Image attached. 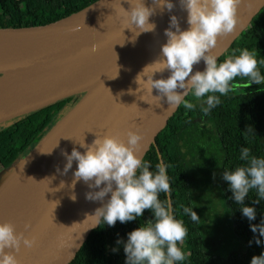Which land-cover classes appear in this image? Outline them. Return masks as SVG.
<instances>
[{
  "label": "water",
  "instance_id": "1",
  "mask_svg": "<svg viewBox=\"0 0 264 264\" xmlns=\"http://www.w3.org/2000/svg\"><path fill=\"white\" fill-rule=\"evenodd\" d=\"M171 2L175 5L171 12L167 9L161 12L157 7L156 14L150 17V22L156 24L155 31L141 33L135 41L131 39L134 33L130 29L123 30L121 18L117 17L114 10L119 3L128 10L130 5L126 0H97L78 12L42 26L0 29V36L4 41L14 39L24 45L16 47L15 51L0 52V81L14 76H25L31 80L29 86L12 93L0 90V124L66 97L82 94L76 104L12 169L47 142L54 130L70 115L84 109L79 120L68 128V132L57 141L58 145L51 151L55 153L54 161L42 180L52 176L55 179L49 185L46 180H41L20 202L0 217V223L13 222L17 232L24 231V225L30 224L31 228L25 235L36 237V245L32 249L22 246L17 253L19 264H71L90 232L97 226L93 227L94 219L87 217L110 199L111 194L104 201L87 200V192L99 189L88 188L82 180L77 182L74 189L70 187L77 163L73 162L72 169L66 175L57 172V167L62 172L67 162L61 154L62 150L71 154L73 147H76L83 153L85 149L74 142L84 138L85 143L91 144L96 135H118L126 142L127 132L138 128L143 136L140 142V154L143 157L175 112L176 109L167 110L169 106L166 97L157 107V101L146 92L136 91L139 85L135 82L137 75L159 58L161 46L167 42L164 32L169 27L171 16L179 18L182 31L189 28L187 11L181 9L179 0ZM144 3L146 6H153L152 0H144ZM263 6L264 0H243L238 7L235 31L218 37L217 46L212 49L218 58ZM38 37L40 38L37 40ZM63 39L67 40L66 44H62ZM120 42L128 44V47L101 76V87L90 99L85 100L92 88L89 83L79 84L85 87L71 91L55 90L50 82V77L55 72L72 67L71 65L96 54L98 50ZM94 45L96 51L93 52ZM205 67V62L201 60L194 65L192 74L204 71ZM169 75L168 71L156 73L153 79H166ZM36 76H43V81L34 82ZM144 79L147 80V77ZM142 95L148 103L140 99ZM152 95L159 93L153 89ZM61 180L65 181V187L56 192L50 191L57 188ZM73 193L77 197L75 201L71 199Z\"/></svg>",
  "mask_w": 264,
  "mask_h": 264
},
{
  "label": "clouds",
  "instance_id": "2",
  "mask_svg": "<svg viewBox=\"0 0 264 264\" xmlns=\"http://www.w3.org/2000/svg\"><path fill=\"white\" fill-rule=\"evenodd\" d=\"M126 2L130 5L128 10L121 3L114 10L117 17L121 18L123 30L130 29L134 33L131 38L133 41L141 33L155 31L156 24L150 22V17L156 14L157 7L161 12L165 9L171 12L175 7L171 0H152L153 6H146L144 0ZM242 2L243 0H179L181 9L188 13L189 28L182 31L179 18L171 16L169 27L164 32L167 42L161 46L159 58L137 75L135 82L139 87L136 91L146 92L157 101V107L166 97L169 111L175 110L181 104L185 109H193L196 105L185 99L190 93L197 100L206 96L207 107L202 110L207 114L210 109L220 104V97L215 93L227 95L233 90L232 82L236 77H247L249 86L253 82H264V76L258 69V65L264 61H258L255 51L239 50V55L229 56L221 63H218V57L212 52L217 46L218 37L235 31L237 11ZM92 51H96L95 45ZM201 60L206 64L205 70L192 74L194 65ZM165 71L170 73L166 79H153L156 73ZM153 89L159 95L153 96ZM143 97L144 95L140 99L144 100ZM142 139L138 128L136 131L127 132L126 142L112 134L96 135L91 144L85 143L83 138L74 143L79 144L85 151L82 153L73 147L71 154H68L62 150L61 154L67 162L63 171L57 167V172L66 175L75 161L77 167L70 185L72 189L82 180L88 188L99 189L85 194L89 201H104L111 194L102 207L87 217L94 219L93 227L101 222L114 226L117 221H133L141 217L144 210H152L154 219L128 234V240L124 244L126 264H175L186 259V254L178 247V243L184 241L188 229L182 220L173 215L170 200L161 201L159 198L160 193H171L167 175L169 165L161 162L156 164L155 173L150 171V164L140 154ZM240 160L246 164L231 172L224 171L223 179L229 182L234 200L241 205L243 215L251 221L256 218V210L254 207L245 206L244 201L253 189L257 191L260 199H264V157L258 158L250 154L249 148H242ZM29 179L34 180L31 177ZM54 179L55 176H52L42 181L46 180L49 185ZM64 187L65 181L61 180L59 186L50 191L56 192ZM71 199H77L74 193ZM260 199L254 203H259ZM183 212L192 221L200 219L192 208L184 207ZM30 228V224H25L24 231L17 232L13 222L0 223V264H19L17 253L21 251V247L32 249L36 245L34 235H25ZM251 231L264 237V221L260 225H251ZM255 243L259 245L261 240L257 238ZM251 264H264V252L260 256H253Z\"/></svg>",
  "mask_w": 264,
  "mask_h": 264
},
{
  "label": "trees",
  "instance_id": "3",
  "mask_svg": "<svg viewBox=\"0 0 264 264\" xmlns=\"http://www.w3.org/2000/svg\"><path fill=\"white\" fill-rule=\"evenodd\" d=\"M95 1L0 0V29L42 26L78 12ZM242 49L255 51L258 61H264V6L217 59L218 63L229 56L239 55ZM258 69L264 76V63L259 64ZM232 83L234 88L227 95L215 93L220 97V104L207 114L202 110L207 107L206 96L197 100L190 93L185 97L196 106L191 110L185 109L183 104L177 107L143 156V160L150 164L149 170L154 173L156 164L163 162L169 165L167 175L171 193H160L159 198L161 201L170 200L173 215L188 229L184 241L178 243L186 259L175 264H251L253 256L264 252V237L251 231V225H260L264 221V199L259 198L255 189L250 190L244 201L245 206L256 210V218L250 221L243 215L241 205L234 200L229 182L223 179L224 171L231 172L246 164L240 160L242 148H249L250 154L258 158L264 157V82H253L249 86L247 77H236ZM79 98L80 94L66 97L7 121L9 126L0 128V180L28 155ZM201 122H208L213 133L200 130L198 124ZM180 145L184 147L183 152ZM186 156L197 169L200 185L207 189L217 171V182L232 232L243 243L241 252L223 258L214 255L200 237L198 221H192L189 215L184 214V207L195 211L186 177ZM258 199L260 202L254 203ZM153 219L152 210L146 209L133 221H117L114 226L101 222L90 232L71 264H126L124 244L128 234ZM257 238L261 240L259 245L255 243Z\"/></svg>",
  "mask_w": 264,
  "mask_h": 264
},
{
  "label": "bare ground",
  "instance_id": "4",
  "mask_svg": "<svg viewBox=\"0 0 264 264\" xmlns=\"http://www.w3.org/2000/svg\"><path fill=\"white\" fill-rule=\"evenodd\" d=\"M40 37L37 38V40ZM64 43L67 40L63 39ZM123 44V45H121ZM20 42L14 39L4 41L0 36V52L15 51L16 47H23ZM128 44L115 43L106 46L97 51L96 54L77 62L72 67L57 71L50 77V82L57 92H66L79 89L85 86L79 84H90L92 86L89 94L85 100L90 99L93 94L101 87V76L114 63V61L124 53ZM116 53V54H115ZM34 82L43 81V76H36ZM31 80L25 76L6 77L0 81V90L6 93L13 92L29 86ZM84 109L80 110L74 115L61 123L51 134L50 142H45L37 150H35L28 158H26L19 167L10 175L6 181V193L0 197V217L5 215L11 208H13L20 200L33 190L42 180L45 173L54 161L55 153H48L51 145L56 147V139L62 138L68 131L71 125H74ZM65 124V125H64ZM29 177L33 178L29 179Z\"/></svg>",
  "mask_w": 264,
  "mask_h": 264
},
{
  "label": "rangeland",
  "instance_id": "5",
  "mask_svg": "<svg viewBox=\"0 0 264 264\" xmlns=\"http://www.w3.org/2000/svg\"><path fill=\"white\" fill-rule=\"evenodd\" d=\"M82 94H80L81 96ZM198 103H200L198 101ZM199 129H206L213 133L208 122L198 124ZM210 133V134H211ZM50 142V138L47 142ZM59 141V137L56 142ZM54 146L49 147L48 153L53 150ZM180 151H184L182 145L179 146ZM31 155V154H30ZM187 164V180L192 204L197 215L200 217L198 221L199 234L205 241L208 250L214 255L225 257L233 253L243 250V243L232 232V225L229 219L228 211L225 206L223 194L220 191L219 182H217V171L214 172L211 182L208 184L209 189L204 185H200L197 169L191 165L188 157H185ZM20 165V164H19ZM12 169L5 177L0 180V197L6 193V181L10 175L19 167ZM185 250L187 249L184 245Z\"/></svg>",
  "mask_w": 264,
  "mask_h": 264
},
{
  "label": "flooded vegetation",
  "instance_id": "6",
  "mask_svg": "<svg viewBox=\"0 0 264 264\" xmlns=\"http://www.w3.org/2000/svg\"><path fill=\"white\" fill-rule=\"evenodd\" d=\"M9 126V124L8 123H6V122H4V123H2V124H0V128H6V127H8Z\"/></svg>",
  "mask_w": 264,
  "mask_h": 264
}]
</instances>
